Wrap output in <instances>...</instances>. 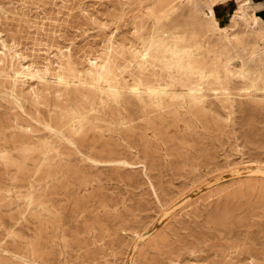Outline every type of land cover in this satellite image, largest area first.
I'll return each instance as SVG.
<instances>
[{
    "label": "rangeland",
    "instance_id": "1",
    "mask_svg": "<svg viewBox=\"0 0 264 264\" xmlns=\"http://www.w3.org/2000/svg\"><path fill=\"white\" fill-rule=\"evenodd\" d=\"M263 34L264 0H0V264H264Z\"/></svg>",
    "mask_w": 264,
    "mask_h": 264
},
{
    "label": "bare ground",
    "instance_id": "2",
    "mask_svg": "<svg viewBox=\"0 0 264 264\" xmlns=\"http://www.w3.org/2000/svg\"><path fill=\"white\" fill-rule=\"evenodd\" d=\"M206 8H207V7H206ZM196 11H197V10H196ZM159 36H160V35H159ZM161 37H162V36H161ZM161 37H160V38H161ZM263 38H264V34H263ZM157 42H158V41H157ZM157 42H156V45H157ZM159 42H160V41H159ZM163 43H164V42H163ZM166 44H167V42H166ZM151 45H152V44H151ZM151 45H150V46H151ZM162 45H163V44H162ZM171 46H172V45H171ZM158 47H159V46H158ZM154 48H155V47H154ZM156 48H157V47H156ZM156 48H155V49H156ZM159 48H160V47H159ZM168 48H169V47H168ZM168 48H167V49H168ZM152 50H153V49H152ZM168 50H169V49H168ZM146 52H147V54H148V51H146ZM154 52H155V51H154ZM164 52H165V51H164ZM151 53H152V52H151ZM156 53H157V52H156ZM149 54H150V52H149ZM149 54H148V55H149ZM152 54H153V53H152ZM148 55H147V56H148ZM150 55H151V54H150ZM155 55H156V54H155ZM185 58H186V57H185ZM187 58H188V57H187ZM189 59H190V58H189ZM187 64H188V63H187ZM167 66H169V65H167ZM170 66H171V65H170ZM165 67H166V66H165ZM20 69H21V68H20ZM100 69H101V68H100ZM21 70H22V69H21ZM100 71H101V70H100ZM18 72H20V71H18ZM32 72H33V71H32ZM16 73H17V72H16ZM21 73H22V72H21ZM23 74H24V72H23ZM29 74H30V73H29ZM31 75H32V74H31ZM32 76H34V75H32ZM191 90H192V89H191ZM195 91H196V90H195ZM196 92H197V91H196ZM158 93H159V92H158ZM136 95H137V94H136ZM150 96H152V95H150ZM257 99H258V98H257ZM157 100H158V99H157ZM161 100H162V99H161ZM158 101H159V100H158ZM155 102H156V101H155Z\"/></svg>",
    "mask_w": 264,
    "mask_h": 264
}]
</instances>
